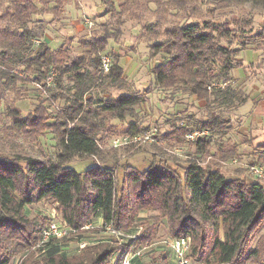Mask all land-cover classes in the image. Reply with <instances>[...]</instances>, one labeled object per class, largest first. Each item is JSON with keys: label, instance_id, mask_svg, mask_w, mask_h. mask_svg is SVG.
<instances>
[{"label": "trees", "instance_id": "1", "mask_svg": "<svg viewBox=\"0 0 264 264\" xmlns=\"http://www.w3.org/2000/svg\"><path fill=\"white\" fill-rule=\"evenodd\" d=\"M3 1L0 0V6ZM36 1L44 11L55 14L60 13L63 4L59 1L57 7L48 9V0H12L11 9L0 14V82L10 85L18 80V76L12 75L18 66L30 70L38 83L53 71L54 85L67 101L66 119H61L56 128L59 154L54 161L31 155L0 157V264H9L18 253L38 245L47 224L37 217H28L26 208L42 201L54 202L71 234L78 236L100 235L107 227L130 236L137 214L141 210H155L168 218L173 239L190 238L192 256L200 262L264 264V234L251 246L264 228V184L259 179L251 182L227 179L218 168L203 166L199 160L205 156L212 160L217 156L210 146L215 134L226 133L230 128L229 121L211 113L207 120L198 121L196 127L185 125L168 133V143H171L180 138L187 142L186 134L195 129L209 131L208 136L189 143L195 151L187 155L190 161L180 168L183 173L178 168L153 162L143 171L125 165L119 178L116 172L120 159L116 149L120 148L103 150L108 139L106 123L109 119L135 118L145 98L139 94L114 99L87 98L101 79L114 86L123 82L124 70L119 57L112 58L110 73L104 74L102 69L100 54L106 50L109 37L106 34L85 42L87 53L71 62L63 46L53 51L47 44L40 43L35 50V41L42 35L30 27L32 16L39 12ZM129 2L124 0L125 6ZM104 3L114 7L115 2L104 0ZM209 28H201L197 23L180 26L172 31L168 41L154 44L155 53L168 54V59L153 70L155 82L160 87L183 89L189 97L233 110L249 100L243 90L229 84L232 71L238 68L235 55L240 49L224 46L221 39L225 31H221L218 39L214 35L216 30L210 32ZM258 36L264 40V31ZM65 77L72 82L71 97L64 95ZM215 81L228 85L214 88ZM48 90L56 96L57 90ZM70 123L73 124L70 126ZM16 125L20 130H33L41 123L35 115L18 119ZM146 131L133 123L125 134ZM223 150L221 147L219 162L235 154V150ZM74 156H89L94 163L86 171L77 172L70 167ZM93 221L101 222L99 230L84 229L89 224L93 226ZM150 237L145 231L136 240L126 239L128 244L123 246L111 240L86 242L72 257L62 248L67 237L54 239L39 248L42 261L31 256L23 264H111L124 247L128 250L139 246Z\"/></svg>", "mask_w": 264, "mask_h": 264}, {"label": "rangeland", "instance_id": "2", "mask_svg": "<svg viewBox=\"0 0 264 264\" xmlns=\"http://www.w3.org/2000/svg\"><path fill=\"white\" fill-rule=\"evenodd\" d=\"M48 1V9L57 7L59 1L63 4L60 13L55 14L46 9L44 11L43 6L35 2L39 12L32 16L30 27L42 34L39 40L35 41V50L39 49L40 43L47 44L53 51L63 46L67 49V59L71 62L87 53L85 42L107 34L108 45L101 53L120 58L124 79L119 86H114L108 80H99L87 98L114 99L126 94H139L145 98V102L137 108L135 118L107 121L108 139L103 150L110 151L112 140L125 135V131L133 123L141 130L157 129L159 132V139L163 144L116 149L120 159L116 172L119 178L125 165H132L143 171L153 162H161L173 169L178 168V171L183 173L180 168L190 161L187 155L194 154L195 148L182 138L168 143V133L185 125L196 127L198 121L207 120L213 113L229 121L230 128L226 133L215 134L210 149L217 153V156L212 160L206 156L202 157L199 159L202 165L211 166L214 170L218 168L227 179L246 182L257 180L251 176L249 168L264 162V148H261L264 146V124L259 126L250 118L248 120L256 108L254 103L248 102L244 105L241 111L246 114H242L240 107L233 110L219 108L206 101L189 97L183 89L160 87L155 82L153 70L168 59V54L155 53L152 46L168 41L170 34L177 27L194 23L199 24L201 28L209 26L210 32L215 29L214 35L218 39L221 31H225L226 34L221 39L222 44L231 50L240 49L235 55L238 68L232 73L238 77V81L242 78L240 82H243V88L248 93L256 94L264 87V58H261L264 56V40L258 36L264 31V0H130L127 6L124 0H113L114 7L106 6L104 0ZM11 3L12 0H4L0 6V14L11 9ZM85 19H89L93 25L86 26ZM248 50L259 51V58L250 63L251 52ZM52 73L53 71L48 73L44 81L38 83L30 70L18 66L12 71V75L18 76V80L12 81L10 85L0 82V157L31 155L46 161H54L57 158L59 138L56 128L61 119H66L64 108L67 101L59 94L53 79L49 80L53 76ZM244 76L246 78L243 79ZM233 79L235 80V77ZM64 86V95L71 97L72 82L67 77L64 79ZM50 88L57 90L56 96L51 94L48 90ZM259 112L264 118V107ZM35 115L41 123L40 126H35L33 130H20L17 127L18 119ZM246 117L247 120H244ZM72 124L70 123V126ZM175 145L183 147V156L175 155ZM221 147L224 152L235 150V154L231 155V159L219 162ZM235 159L237 163L234 162ZM93 163L89 156H74L70 167L77 172H84ZM261 182L264 184V179ZM26 209L28 217H37L36 219L47 225L53 216L62 218L57 205L52 201H42ZM100 227L101 222L93 221V226L89 229L94 231ZM134 227L130 236L123 232L115 234L108 227L102 230L101 234L109 235L105 240L115 241L114 244L123 246L128 244L126 239L132 236L138 238L148 231L151 234L149 240L130 248L132 253H137L132 264H175L176 257L171 247L173 237L169 233V221L166 216L155 210H141L135 218ZM262 234L264 228L257 233L252 247L257 244ZM86 235L88 233L82 236L70 233L63 242V251L69 257L76 255L81 249V243H86L83 241ZM125 248L113 258L111 264L120 262ZM38 250L37 247L27 248L12 257L9 264H23L31 256L42 261L43 256ZM188 256L191 264H215L213 261L207 263L196 260L191 251Z\"/></svg>", "mask_w": 264, "mask_h": 264}, {"label": "built area", "instance_id": "3", "mask_svg": "<svg viewBox=\"0 0 264 264\" xmlns=\"http://www.w3.org/2000/svg\"><path fill=\"white\" fill-rule=\"evenodd\" d=\"M85 24L88 27H91L93 23L89 19H85ZM100 59L102 63V69L104 74L110 73L112 69L113 59L112 56L108 53H101ZM49 80H52L50 77ZM228 83H213L212 87H225ZM212 87H209L211 89ZM209 131L204 129H195L191 132H188L185 136V140L188 143H196L201 138L208 136ZM163 144V142L159 139V132L157 129H149L144 133L139 134H125L121 137L114 138L112 140V148H123L127 146H142L146 144H154V145H160ZM173 149L175 155L183 156V147L177 145ZM235 163H237V159L234 160ZM251 176H253L256 179L262 180L264 179V165H251L249 168ZM92 227L91 224L84 227V229H89ZM109 230L113 231L115 234H119V231L113 229V227H108ZM71 233V229L68 227V224L61 218H58L57 216H53L50 223L43 229L41 240L39 241L37 248L46 246L50 241L54 239H63L67 236H69ZM131 239L136 240L137 236H132ZM125 240V239H124ZM86 246V243H81L80 247L83 248ZM171 247L173 249V252L176 257L175 264H191L190 258H189V252L191 247V240L190 238H174L171 241ZM137 256V253H132L131 249H128L125 251V253L122 255V259L118 264H132V260L134 257Z\"/></svg>", "mask_w": 264, "mask_h": 264}, {"label": "crops", "instance_id": "4", "mask_svg": "<svg viewBox=\"0 0 264 264\" xmlns=\"http://www.w3.org/2000/svg\"><path fill=\"white\" fill-rule=\"evenodd\" d=\"M248 52H251L250 53L251 57L249 60L250 63L254 62L260 56V53L257 50L256 51L255 50H251V51L248 50ZM261 58H264V56H261ZM232 76L233 77H231V81L229 82V84L236 89L243 90L249 98L248 102L254 103V106L256 107L255 109H253V114H251V116L248 117V120L250 118L254 123L258 124L259 126H260V124H264V118L260 116L261 113L259 112L261 110V108L264 107V87L261 88L260 91L257 92L256 94L248 93L246 91V89L243 88V82H240V81H242V78H240V80L238 81V79H237L238 77H236L234 74ZM234 77H235V80L233 79ZM244 78H246V77L244 76L243 79ZM246 104H244V105H246ZM244 105L240 106V111L242 110V107ZM241 112H242V114H246L243 111H241ZM244 120H247V117L244 118ZM93 237H97V238H93ZM108 237H109V235H106V234L95 235V234L90 233V234L86 235L84 238L85 240L84 239L83 240L86 242H92V241H96L98 239L105 240Z\"/></svg>", "mask_w": 264, "mask_h": 264}]
</instances>
